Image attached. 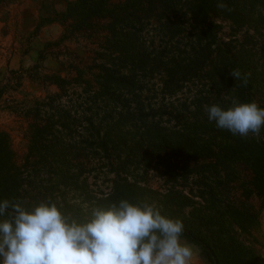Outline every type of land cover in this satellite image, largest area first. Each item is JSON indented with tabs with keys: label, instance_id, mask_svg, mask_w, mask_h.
<instances>
[{
	"label": "trees",
	"instance_id": "1",
	"mask_svg": "<svg viewBox=\"0 0 264 264\" xmlns=\"http://www.w3.org/2000/svg\"><path fill=\"white\" fill-rule=\"evenodd\" d=\"M56 17L64 29L58 44L76 33L100 34L92 65L73 67L68 78L42 77L58 90L49 107L54 116L61 112L67 141L61 150L53 137L49 148L54 164L65 163L51 175L67 193L48 199L80 219L120 199L154 204L183 221L182 238L208 264H264L259 211L250 204L256 198L264 208V129L234 136L206 112L234 98L264 107V0H75ZM218 20L230 24L228 39ZM53 125L35 129L24 166L37 158ZM100 155L111 159L106 193L93 192L88 182L96 171L88 159ZM13 157L0 131V200L23 205V178L6 174L21 172ZM150 173L164 190L139 178ZM68 193H80L83 202Z\"/></svg>",
	"mask_w": 264,
	"mask_h": 264
},
{
	"label": "rangeland",
	"instance_id": "2",
	"mask_svg": "<svg viewBox=\"0 0 264 264\" xmlns=\"http://www.w3.org/2000/svg\"><path fill=\"white\" fill-rule=\"evenodd\" d=\"M73 1L75 0H0V131L9 137L14 162L21 168V172L6 171V174L7 177L21 175L23 178L21 190L24 193L25 207L45 201L50 195L62 196L64 192L67 193L61 185L62 179L58 180L51 175L55 167L60 168L65 163L62 161L57 166L49 153V148L54 146L53 137L58 138L56 145L59 149L62 150L67 144V141L62 140L65 132L60 127L63 124L61 112L54 116L49 107L58 90L43 82L42 77L46 74L71 77L73 67L92 65L96 58L95 53L99 51L97 34L100 32L76 33L58 44L64 29L54 21L56 14L63 13L66 2ZM218 21L223 27L222 36L228 39L232 32L230 24L224 20ZM106 24V21L97 22V28L100 30ZM37 26L40 28L37 29ZM244 37L245 31H240L238 39L242 41ZM41 54L42 61L39 59ZM56 122L59 124L56 125ZM52 123L54 130H50V137L41 142L44 148H37V158L30 161L31 165L24 166L35 129H49ZM105 158L100 155L88 159L96 170L88 174L90 189L96 193L108 192L109 182L113 178L112 175H104L109 170L108 163L111 161ZM248 175L244 170L241 171L244 181L248 180ZM139 178L154 190L161 191L165 188L163 180L153 173L147 177L140 174ZM14 189L15 186L11 184L10 190ZM239 193L237 191L236 196ZM67 197L72 198L77 205L83 202L80 193H68ZM250 204L259 211L257 239L263 240L264 208L260 209L259 200L256 198H252ZM242 240L250 239L243 236ZM190 245L197 253L192 264H208L200 248Z\"/></svg>",
	"mask_w": 264,
	"mask_h": 264
},
{
	"label": "clouds",
	"instance_id": "3",
	"mask_svg": "<svg viewBox=\"0 0 264 264\" xmlns=\"http://www.w3.org/2000/svg\"><path fill=\"white\" fill-rule=\"evenodd\" d=\"M220 7H223L221 4ZM237 79L238 72H231ZM209 121L232 135L259 136L264 107L232 99L206 108ZM185 225L147 202L120 199L72 217L47 199L25 207L0 200V264H192L196 250Z\"/></svg>",
	"mask_w": 264,
	"mask_h": 264
}]
</instances>
